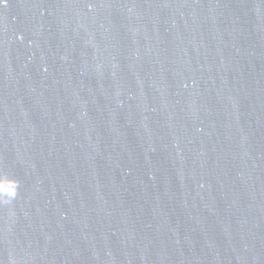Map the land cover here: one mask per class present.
<instances>
[{
  "label": "water",
  "instance_id": "obj_1",
  "mask_svg": "<svg viewBox=\"0 0 264 264\" xmlns=\"http://www.w3.org/2000/svg\"><path fill=\"white\" fill-rule=\"evenodd\" d=\"M0 264H264V0H0Z\"/></svg>",
  "mask_w": 264,
  "mask_h": 264
}]
</instances>
